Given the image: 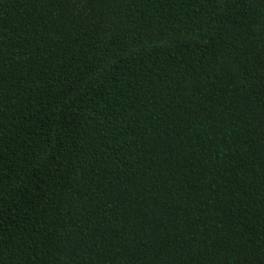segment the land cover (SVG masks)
<instances>
[{
  "label": "trees",
  "instance_id": "trees-1",
  "mask_svg": "<svg viewBox=\"0 0 264 264\" xmlns=\"http://www.w3.org/2000/svg\"><path fill=\"white\" fill-rule=\"evenodd\" d=\"M0 264H264V0H0Z\"/></svg>",
  "mask_w": 264,
  "mask_h": 264
}]
</instances>
